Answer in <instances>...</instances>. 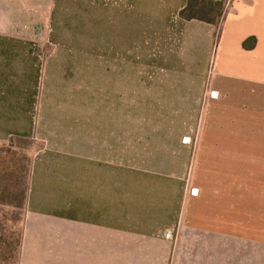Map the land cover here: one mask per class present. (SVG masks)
Listing matches in <instances>:
<instances>
[{
	"label": "crops",
	"instance_id": "1",
	"mask_svg": "<svg viewBox=\"0 0 264 264\" xmlns=\"http://www.w3.org/2000/svg\"><path fill=\"white\" fill-rule=\"evenodd\" d=\"M258 2L233 0L240 8L211 25L179 16L187 0H0V143L22 139L40 146L31 159L20 264H166L176 231L174 264H231L230 237L183 222L165 178L119 166L116 117L87 110V87L101 99L108 73L105 91L118 96L120 84L132 87L119 72L138 70L134 55L155 58L140 63L144 71L188 72L197 86L211 85L209 78L218 75L215 47L224 49L231 33L242 32L246 12L257 14ZM72 13L81 30H62L61 17ZM75 37L93 39L92 80L84 58L53 68L56 57L73 52L46 42ZM252 38L249 50L256 52L261 41L254 31L238 36L235 47L245 51ZM42 39L36 54L35 40ZM53 83L60 84L52 89ZM49 129L52 136L45 135ZM232 264L246 259L237 253Z\"/></svg>",
	"mask_w": 264,
	"mask_h": 264
},
{
	"label": "rangeland",
	"instance_id": "2",
	"mask_svg": "<svg viewBox=\"0 0 264 264\" xmlns=\"http://www.w3.org/2000/svg\"><path fill=\"white\" fill-rule=\"evenodd\" d=\"M258 4L257 14L246 12L245 16L250 18L244 19L242 32L231 33L224 49L215 47L213 60L218 75L209 78L215 86H197L188 78V72L176 71L175 76L174 71H144L140 63L155 58L134 55L138 70L119 72V80L128 78L132 87L120 84L118 96L105 91L109 83L104 80H108L109 73L103 74L101 99H97L99 95L94 93L93 86L87 87V110L101 109L116 117L119 166L147 170L165 178L179 203L183 222L230 237L231 264L237 253H242L246 264L253 260L264 264V0ZM233 6L240 8L232 2L235 9ZM61 18L65 19L58 24L62 30H81L76 14ZM85 25L92 31V23ZM245 31L259 35L261 42L256 52L235 47L238 36ZM44 41L47 39L35 40L36 54L38 43ZM48 42L49 47L55 42V47L73 52L56 57L52 62L54 69L58 62L68 58H72L73 64L77 57L80 62L84 58L86 79H93V39L60 38ZM73 80L77 78L70 79L71 88L76 83ZM110 81L116 82L114 76ZM58 85L53 83L51 88ZM67 85L64 83L61 90L67 91ZM68 102L62 110L67 109ZM53 131L49 129L45 135L52 136ZM39 148L35 141L13 139L0 143V160L4 161L0 164L2 182L12 184L21 179L26 185L28 180L29 186L30 162ZM2 211L0 216L6 214L8 222L0 220V238L14 243L21 231L23 213L5 208ZM178 234L174 233L173 251L166 264H174ZM36 261L30 259L28 264Z\"/></svg>",
	"mask_w": 264,
	"mask_h": 264
},
{
	"label": "trees",
	"instance_id": "3",
	"mask_svg": "<svg viewBox=\"0 0 264 264\" xmlns=\"http://www.w3.org/2000/svg\"><path fill=\"white\" fill-rule=\"evenodd\" d=\"M224 0H187L186 7L180 11L179 16L186 20L192 21L197 20L211 25H218L225 7ZM252 42V44H250ZM256 40L254 38L246 40L243 43V47L247 49H253ZM13 140V139H11ZM9 140V141H11ZM22 140V139H17ZM30 141V140H23ZM34 142V141H31ZM2 160V159H1ZM0 160V164L4 161ZM31 165V162H30ZM2 177L0 176V212L2 209H7L8 211H18L21 214V231L17 240L13 243L12 241H4L0 238V264H19L20 262V247L23 235V222L25 214V206L28 195V180L26 185L21 182V179L13 181L12 184H7L2 182ZM29 177H30V166H29ZM3 212V211H2ZM3 214L1 221L4 220L8 222V218ZM4 231V230H2ZM1 232V228H0ZM2 233V232H1ZM2 237V236H1Z\"/></svg>",
	"mask_w": 264,
	"mask_h": 264
},
{
	"label": "built area",
	"instance_id": "4",
	"mask_svg": "<svg viewBox=\"0 0 264 264\" xmlns=\"http://www.w3.org/2000/svg\"><path fill=\"white\" fill-rule=\"evenodd\" d=\"M224 2H225V7H224V13L223 14H225V12H227V11H232L233 9H232V2H233V0H224Z\"/></svg>",
	"mask_w": 264,
	"mask_h": 264
}]
</instances>
